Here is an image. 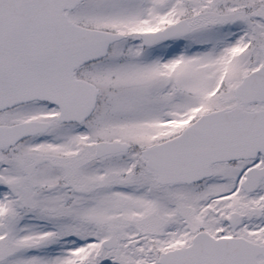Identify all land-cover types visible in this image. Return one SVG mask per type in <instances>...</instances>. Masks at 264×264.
I'll return each instance as SVG.
<instances>
[{"label": "snow or ice", "instance_id": "6c2138e0", "mask_svg": "<svg viewBox=\"0 0 264 264\" xmlns=\"http://www.w3.org/2000/svg\"><path fill=\"white\" fill-rule=\"evenodd\" d=\"M0 264H264V0H0Z\"/></svg>", "mask_w": 264, "mask_h": 264}]
</instances>
